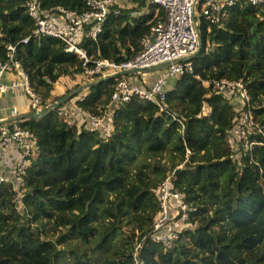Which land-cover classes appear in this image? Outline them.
<instances>
[{"label": "trees", "instance_id": "obj_1", "mask_svg": "<svg viewBox=\"0 0 264 264\" xmlns=\"http://www.w3.org/2000/svg\"><path fill=\"white\" fill-rule=\"evenodd\" d=\"M28 1L0 0V60L9 44L17 45L46 111L79 92L22 121L37 147L23 179V206L10 184L0 185V264H134L139 243L145 264H264V5L235 0L218 23L200 18L203 47L190 60L192 70L169 81L167 110L161 111L139 97L114 107L121 76L96 75L55 94L61 77L85 75L83 61L51 36L21 42L35 28ZM39 3L48 14L61 7L88 10L85 0ZM165 15L150 0H131L118 14L112 9L97 39H86L85 46L94 58L128 61ZM125 77L143 80V74ZM222 79L242 81L250 106L238 94L215 89L213 81ZM84 90L88 96L78 102L84 110L103 115L112 107L110 137L59 115ZM249 109L256 124L248 128L251 148L232 135ZM168 175L189 206L171 249L151 238L157 188ZM128 225L133 231L126 235Z\"/></svg>", "mask_w": 264, "mask_h": 264}, {"label": "built area", "instance_id": "obj_2", "mask_svg": "<svg viewBox=\"0 0 264 264\" xmlns=\"http://www.w3.org/2000/svg\"><path fill=\"white\" fill-rule=\"evenodd\" d=\"M85 1L88 4V10L82 13L61 7L55 14H48L41 8L39 0H29L27 12L35 20V28L31 35L22 39L21 42L28 43L31 37L42 36H51L61 40L67 52L77 55L83 61L85 75L92 78L96 75L108 78L118 76L127 70L168 64L164 71H156L158 75L150 84L149 80L144 77L140 83L136 79L121 75L112 93L114 107H119L132 98L139 97L158 104L161 111L167 110L166 86L171 79L180 76L185 70H192L190 61L184 58L194 54L199 48L197 6L201 0H150L151 5L165 9V18L143 37L141 51L134 58L121 63L105 58H94L89 54L85 40H96L111 10L114 9V12L118 14L121 7L129 6L131 0ZM246 1L255 5H264V0ZM234 3L235 0H205L200 17L210 24H216L228 16L230 6ZM262 19L264 20V16ZM7 50L6 60H0V98L9 93L23 91V94H27L31 99L32 112L37 114L46 111L42 100L31 87L29 76L21 61L17 58V45L9 44ZM213 87L224 91L229 97L238 94L244 105L250 106L251 104L250 94L242 81L214 80ZM87 96L88 92L84 90L74 101L64 105L59 115L68 124L83 126L91 132L100 131L105 137H110L112 125L109 117L113 111L112 107L103 115L88 112L78 104ZM7 109L6 111L5 108H0L2 112L0 116V160H12L13 166L9 174L0 171V185L10 184L15 191L12 195L13 199L23 206V179L29 171L30 159L37 147V137L22 125V121L30 116L29 114L20 116L18 105H11ZM51 109L53 105L49 106L47 111ZM253 127H256V124L253 112L249 109L242 113L240 122L232 135L238 141H245V146L251 148L253 142L247 140V133L248 128ZM228 141L232 147H235L232 136L228 137ZM157 196L159 211L153 224L151 238L166 249H171L180 238L189 219V206L184 196L174 188L172 175H168L160 183ZM141 248V243L136 244L134 264H145L139 254Z\"/></svg>", "mask_w": 264, "mask_h": 264}, {"label": "rangeland", "instance_id": "obj_3", "mask_svg": "<svg viewBox=\"0 0 264 264\" xmlns=\"http://www.w3.org/2000/svg\"><path fill=\"white\" fill-rule=\"evenodd\" d=\"M198 17H199V20H201L200 19L201 18L200 17V11H198ZM165 69H162L161 71H164ZM144 75H146V73H144L143 76ZM79 76L80 75H72L71 77L74 80V82L71 83V84L69 83L70 80H68L67 76L61 77L60 80L57 83L56 92L58 94H61L64 91L72 89L74 86L83 85V84L89 83V82H91V81H93L95 79V78H92V77H89V76H86V75H85L86 79H85L84 76H80V77ZM30 101H31V99H30V97L27 94H19V96L17 97V102H18V104L20 106V109H21V106L23 107L21 109V111H24L26 109L27 110L30 109V113L32 112L31 107H30ZM1 115H2V112L0 110V116ZM263 187H264V183H263ZM132 231H133L132 225H128L127 228H125V232L128 233L126 235L131 234Z\"/></svg>", "mask_w": 264, "mask_h": 264}, {"label": "crops", "instance_id": "obj_4", "mask_svg": "<svg viewBox=\"0 0 264 264\" xmlns=\"http://www.w3.org/2000/svg\"><path fill=\"white\" fill-rule=\"evenodd\" d=\"M156 75H158V72L147 73L143 77L148 79L149 83H150ZM80 76H82V75H80ZM84 77H85V75H84ZM85 79H86V77H85ZM68 80H70L69 83L74 82V80L72 79L71 76ZM19 94H23V91L15 92V93H9V94H6L4 97L0 98V108H5V110L7 111L8 110L7 108H9V106H11V105H18L19 106V104L17 102V97L19 96ZM55 94H58V93H55ZM22 108L23 107L21 106V109ZM19 109H20V106H19ZM21 109H20V114H21L20 116L30 114V109H28V110L26 109L24 111H21ZM74 114H75V112H74ZM12 166H13L12 160H0V171H2V173L9 174Z\"/></svg>", "mask_w": 264, "mask_h": 264}, {"label": "water", "instance_id": "obj_5", "mask_svg": "<svg viewBox=\"0 0 264 264\" xmlns=\"http://www.w3.org/2000/svg\"><path fill=\"white\" fill-rule=\"evenodd\" d=\"M198 34H199V48H198V50L194 54H192V55L184 58L185 60L190 61L198 53H200V51H201V49L203 47V37H202V34H201L200 30H198ZM167 66H168V64H163V65H158V66H154V67H150V68L127 70V71H124L123 73L119 74L118 76L126 75V74H129V73H138V74L152 73V72L160 71V70L164 69ZM78 92H79V90H76V91L70 93L69 95H67L66 97H64L62 100H60V101L56 102L55 104H53V108H56L62 102H65V101L73 98ZM45 113H47V111L38 112L35 116L36 117H39V116H41V115H43Z\"/></svg>", "mask_w": 264, "mask_h": 264}]
</instances>
